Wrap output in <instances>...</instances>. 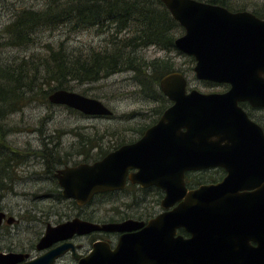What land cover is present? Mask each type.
<instances>
[{"label":"water","instance_id":"95a60500","mask_svg":"<svg viewBox=\"0 0 264 264\" xmlns=\"http://www.w3.org/2000/svg\"><path fill=\"white\" fill-rule=\"evenodd\" d=\"M160 1L184 31L174 45L194 58L195 78L228 84L230 89L224 94L188 91L182 73L165 75L159 89L172 105L140 140L92 164L64 167L54 177L62 196L80 205L97 194L124 189L130 170H136L129 176L131 183L143 188L156 186L165 192L161 207L172 210L154 218L149 233L121 237L112 253L96 243L91 261L110 259L118 264L122 252L127 251L144 260L166 258L175 264H264V189L237 194L242 188L239 180L253 179L249 169L255 163L244 158L253 156L256 149L261 150L259 155L264 153L261 130L237 106L248 101L264 107V20L248 11L231 12L197 0ZM48 101L85 116L113 114L101 101L65 89L50 93ZM216 167L227 173L221 183L187 190L186 172ZM260 177L263 180L264 174ZM3 220L7 225L16 221L0 212V226ZM133 223L99 226L75 220L48 228L37 249L48 248L74 233L122 232ZM161 228H184L190 238L165 242L156 233ZM64 251L62 246L52 254ZM8 257L0 256V264Z\"/></svg>","mask_w":264,"mask_h":264},{"label":"rangeland","instance_id":"374dc122","mask_svg":"<svg viewBox=\"0 0 264 264\" xmlns=\"http://www.w3.org/2000/svg\"><path fill=\"white\" fill-rule=\"evenodd\" d=\"M232 1L237 9L245 6L244 10L264 15V0ZM24 6L39 9L42 1L0 0V33L10 22L15 10ZM70 31L71 29L60 27L41 34L38 40H42L43 45H56L61 39L67 38L72 47L83 46V49H101L109 42L108 30L100 31L94 28L69 33ZM39 51L40 48L36 44L30 47L26 54ZM24 54L23 49L0 48L1 59L22 58ZM142 54L147 62L169 59L175 68L185 74L188 91H222L217 85L196 80L194 73L189 71L191 64L183 54L165 53L153 47L142 51ZM71 85V91L101 101L113 114L110 117L85 116L65 106L52 105L43 97H35L21 110L8 115L2 121L7 130L5 143L15 160L11 163L14 165L11 182L7 190L0 195V211L15 218L19 223L12 226L4 224L0 228L1 252L25 251L33 246L45 227L43 222L39 223L34 219L41 216L43 209L54 207L55 204H61L64 211L69 208L70 201L55 191L56 185L51 179V174L56 169L62 168L63 165H76L83 160L92 162L90 160L99 156V148L109 150L116 143L122 144V134L126 142L137 139L136 130L156 123L160 110L163 111L168 106L166 99L163 103L159 99L151 100L145 96L133 74L126 72L113 74L94 83L71 82ZM156 89L159 90V87ZM95 145L100 147H94ZM79 152H84V155ZM17 155L20 157L16 158ZM144 197H148L146 206L156 198L155 194ZM127 198L122 194L96 197L87 210L94 209L95 219L99 221L118 219L123 213L121 201Z\"/></svg>","mask_w":264,"mask_h":264},{"label":"trees","instance_id":"16d2710c","mask_svg":"<svg viewBox=\"0 0 264 264\" xmlns=\"http://www.w3.org/2000/svg\"><path fill=\"white\" fill-rule=\"evenodd\" d=\"M41 1L39 9L25 6L16 9L0 33V48L25 50L22 58H0V195L11 182L14 167L11 163L15 160L5 143L7 130L2 121L8 115L18 112L35 97L47 101L55 90L71 91V82L94 83L124 72L133 74L145 96L164 103L165 97L156 89L161 78L181 72L169 59L147 62L142 54L149 47L181 54L174 41L183 30L160 0ZM197 1L218 5L231 12L243 11L245 7L237 9L232 0ZM253 13L264 19L263 14ZM60 27L71 29L69 33L94 28L108 30L109 42L101 49H83V46L72 47L67 38L56 45H43L42 40H38L41 34ZM36 44L40 51L26 54ZM189 68L192 71V62ZM161 111L160 116L164 110Z\"/></svg>","mask_w":264,"mask_h":264},{"label":"flooded vegetation","instance_id":"af4514ba","mask_svg":"<svg viewBox=\"0 0 264 264\" xmlns=\"http://www.w3.org/2000/svg\"><path fill=\"white\" fill-rule=\"evenodd\" d=\"M243 11H247V10H243ZM185 56L188 58L189 64H191L192 62V72H193L195 60L191 56H188V55H185ZM201 82H204L210 85L211 84L217 85L218 87H221L222 89V91L220 92L203 93V94H224L230 89V85L228 84L215 83V82H210V81H201ZM187 87H188V80H187ZM165 99L167 100V104H168V106L166 107L167 109L168 107L172 105V102H170L166 97ZM237 106L246 115L248 120L254 125H256L261 130L264 136V107L252 105L248 101H240L237 103ZM153 125L146 126L141 130H136L138 138L131 142H126V140H123L124 137L122 134V144L121 145L120 144L112 145L111 146L112 148L109 150H106V149L101 150V148H99V156L90 160L92 162H89L88 160H83L76 165H72V166L63 165L62 168L74 167L79 164H92L96 161H99L103 159L108 153L117 150L119 147L137 142L144 135L145 131L148 128L152 127ZM259 141L262 142L261 140ZM96 147H100V146H96ZM253 152L257 155L254 154L253 156L244 158V160H251V162L255 163V165H253L249 169V171H252L250 176L253 177V179L248 177L247 179L239 180L238 184L242 186V188L237 191V194L247 195V194L258 192L259 190H261V188L264 189V179L262 180L260 177L262 174H264V163L261 164V162H259L262 160L264 162V153H263V156L259 155L261 153L260 149H256V151H253ZM79 153L83 154L84 152H79ZM60 169H56L52 173L51 179L56 185L55 191L58 192L60 196H62V190L59 187L56 178L54 177L55 173ZM135 172L136 170H130L128 172V175L126 177L125 187L121 191L97 194L92 198L90 202L83 204V205L77 204L74 200L65 198L66 200L70 201V204L68 205L69 208L65 211L61 204H55L54 207H50L49 209H43L41 211V216L39 215L40 216L39 218H34L35 221L37 220L39 223L43 222L45 226L44 230L42 231L37 241L34 242L33 246L29 247V249L25 251L23 250H20V251L7 250L5 252L0 251V256H7V257L9 256L8 261L7 262L3 261L1 264H37L40 260H42L41 264H83V263L84 264H114V262H112L110 259H106V260L102 259L103 261L101 262L91 261V254L94 249V245L96 243H101L102 245L107 246L110 250V253H112L117 248L118 242L121 237L124 238L128 235L132 236V235H137V234L142 235V234L149 233L148 229L150 226V222L154 218L159 216L160 214H163V213H166L172 210V208L165 210L161 207V201L165 195V192L163 190L157 188L156 186L143 188L139 184L131 183V181L129 180V176ZM226 175L227 173L225 169L221 167L201 169V170H192V171H188L185 173L184 183H185L187 190L190 191V190L197 189L202 185L219 184L223 181ZM245 186H247L248 188H246ZM263 193H264V190H263ZM121 194L122 196H126L128 198L122 199L121 201L123 213L119 215L118 219L109 218L107 220L99 221L95 219L94 209H90V211L87 210V208L90 207L91 202L96 197H100V196L106 197V196L121 195ZM149 194H155L156 198L152 199V201L149 202V205L146 206V203L148 202L147 201L148 197L145 198L144 196L149 195ZM140 195H144L143 198L137 197ZM62 198L64 197L62 196ZM68 213H71V214H68ZM5 214H6V217H10L7 213ZM75 220L81 221L84 223H89V224H96L99 226H102L108 223H122L123 224V223H128L130 221L134 223L133 225L127 226V230H122V232L94 231V232L83 233V234L74 233L69 238L60 240L48 248H45L43 250L37 249L39 241L45 236L48 228H56L64 224H67L69 222H73ZM18 223L19 221L16 220L13 224H18ZM4 224H6L5 220H3V223L0 226V228ZM8 226H12V225H8ZM159 226H164V224L159 225ZM156 233L158 235H162V240H164L165 242L175 240L176 238H182L184 240H187L190 238V234L184 228H176V229L161 228V229H157ZM250 245L252 247H256L255 242L251 241ZM62 246L65 247V251L62 253L60 252L59 254L54 256L52 254V251ZM119 263L120 264H175L172 260L166 259V258H162L159 260L157 258L152 259V260H146V259L144 260L139 256L138 253L135 252L129 255V252L127 251L122 252V258Z\"/></svg>","mask_w":264,"mask_h":264}]
</instances>
